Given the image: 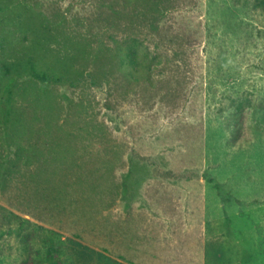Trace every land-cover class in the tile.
<instances>
[{
  "label": "rangeland",
  "instance_id": "374dc122",
  "mask_svg": "<svg viewBox=\"0 0 264 264\" xmlns=\"http://www.w3.org/2000/svg\"><path fill=\"white\" fill-rule=\"evenodd\" d=\"M96 1L0 0V264H264V0L142 16L137 83Z\"/></svg>",
  "mask_w": 264,
  "mask_h": 264
},
{
  "label": "trees",
  "instance_id": "16d2710c",
  "mask_svg": "<svg viewBox=\"0 0 264 264\" xmlns=\"http://www.w3.org/2000/svg\"><path fill=\"white\" fill-rule=\"evenodd\" d=\"M176 0H146V5L142 9L141 7V0H97L95 3L98 6H107L110 10L111 18H109V21H111V25H121V23L124 24V27L122 28L124 31L127 30L128 32L134 33V35H131L132 42L130 44L125 45V47H120V43L117 41L115 45V52L117 55L120 56L119 62L121 63V67L118 69L121 71L126 70L127 67H130L128 70V78L129 82H139L140 81V71L139 69L143 67L141 63V56H140V38L135 34L136 30H140L144 27L143 19L147 22V26L151 32H155L159 29V24L161 21V17L166 15V13L170 10H172L175 6ZM261 7H264V2H260L259 4ZM141 7V8H140ZM149 15V18L148 16ZM142 16H146L147 18H143ZM148 20V21H147ZM129 32V33H130ZM76 44H80L76 43ZM103 52L96 53L99 57L100 54ZM155 61V57L153 58L152 62ZM151 62V63H152ZM151 63H148L147 66H149ZM148 69V71H151ZM37 71V70H36ZM36 77L39 78L42 81H56V82H67L69 80H72L70 76L65 74V71L63 70H55L53 72H36ZM10 92V89H9ZM242 104H239V108H241ZM237 111H242L237 110ZM4 113L6 115L5 117V123L9 122V115L11 113L10 109V98H7L4 101ZM242 135V132L240 130H236V135L234 136L233 141L236 140L238 136ZM59 146H55L53 150H57ZM130 177V174L128 173L124 180V191L127 190V180ZM207 180L209 183H216L215 187L218 191V193L223 196L224 202H233L234 197L225 190L222 189L223 185L216 181L214 177L211 176V174H207ZM89 197V198H87ZM85 197V199L90 201V196L88 195ZM227 199V200H226Z\"/></svg>",
  "mask_w": 264,
  "mask_h": 264
}]
</instances>
